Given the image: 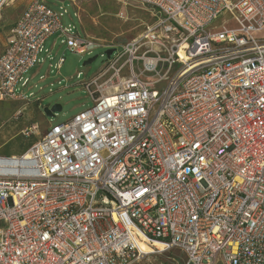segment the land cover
I'll return each instance as SVG.
<instances>
[{
    "label": "built area",
    "instance_id": "1",
    "mask_svg": "<svg viewBox=\"0 0 264 264\" xmlns=\"http://www.w3.org/2000/svg\"><path fill=\"white\" fill-rule=\"evenodd\" d=\"M130 1L163 17L85 81L94 106L0 156V264L174 249L184 264H264V0ZM61 17L30 2L0 56V102L25 98L51 36L77 55L100 45Z\"/></svg>",
    "mask_w": 264,
    "mask_h": 264
},
{
    "label": "rangeland",
    "instance_id": "2",
    "mask_svg": "<svg viewBox=\"0 0 264 264\" xmlns=\"http://www.w3.org/2000/svg\"><path fill=\"white\" fill-rule=\"evenodd\" d=\"M33 0H18L21 3ZM50 8L62 15V24L73 27L100 44L89 54L77 55L63 38H51L47 41L41 55L42 61L34 66L26 75L27 84L18 85L19 93L25 98L17 101L0 102V156H19L44 136L50 124L65 123L81 111L94 106L85 81L95 77L105 66L108 57L106 51L115 49L120 52L126 43L140 39L146 26L156 22L163 14L151 7L137 4L130 0H43ZM6 6L7 14H11V6ZM5 8L0 11L4 15ZM18 12L12 18L4 19L0 26V49L4 41V32L11 28ZM229 16L222 15L210 28L219 31ZM6 20V21H5ZM3 24V23H2ZM234 24L229 23V27ZM56 46L52 48L53 42ZM95 59L91 64L85 63ZM63 64L59 67V63ZM61 105L63 110L54 117L44 115L49 106ZM35 132L31 137L26 133L29 129ZM187 260L182 251L174 249L162 255H150L141 262L133 264H184Z\"/></svg>",
    "mask_w": 264,
    "mask_h": 264
},
{
    "label": "crops",
    "instance_id": "3",
    "mask_svg": "<svg viewBox=\"0 0 264 264\" xmlns=\"http://www.w3.org/2000/svg\"><path fill=\"white\" fill-rule=\"evenodd\" d=\"M18 0H15V2H14V4L11 6V14H7L6 12H7V8H6V6L4 7L5 9V13H4V15H0V26H4V19H7L8 20V18L10 19V18H12V14L13 13H15V12H18L17 13V15H16V17H15V19H14V21H13V23L11 24V28L7 31V32H4V41H3V44H2V46H1V49H0V56L3 54V52L5 51V49H6V47H7V44H8V42H7V38H8V36L10 35V33H11V31H12V29L15 27L14 25H15V23L23 16V14L26 12V10H27V7H28V5L30 4V3H27V4H25V3H21V4H19L18 6H14L15 5V3L17 2ZM61 1V0H60ZM31 2V1H30ZM6 21V20H5ZM3 23V24H2ZM79 31V30H78ZM80 32V31H79ZM81 35L83 36V37H85V38H88V39H91V38H89L88 36H86L83 32L81 33ZM62 38V36H61V34L60 33H57V34H55V35H53V36H51L49 39H48V41L51 39V38ZM64 41V40H63ZM62 41V42H63ZM56 43H57V41L56 42H53V44H52V48L53 47H55L56 46ZM64 43V42H63ZM59 66V65H58ZM12 101V100H11Z\"/></svg>",
    "mask_w": 264,
    "mask_h": 264
},
{
    "label": "bare ground",
    "instance_id": "4",
    "mask_svg": "<svg viewBox=\"0 0 264 264\" xmlns=\"http://www.w3.org/2000/svg\"><path fill=\"white\" fill-rule=\"evenodd\" d=\"M11 1H9V3L6 6H8L11 3ZM139 242H140V249L146 255L156 253V248L159 249V252H163L165 249L162 243L156 242L154 245H150V244H147L142 237H140Z\"/></svg>",
    "mask_w": 264,
    "mask_h": 264
},
{
    "label": "water",
    "instance_id": "5",
    "mask_svg": "<svg viewBox=\"0 0 264 264\" xmlns=\"http://www.w3.org/2000/svg\"><path fill=\"white\" fill-rule=\"evenodd\" d=\"M115 49H110L108 51H106L105 54H107V57L108 59L111 57L112 53L114 52ZM97 57H95L94 59L92 60H89L85 63L86 64H91L95 61ZM63 110L62 106L61 105H54L53 107H49V108H46L44 109V115L47 116V117H54L57 113L61 112Z\"/></svg>",
    "mask_w": 264,
    "mask_h": 264
},
{
    "label": "flooded vegetation",
    "instance_id": "6",
    "mask_svg": "<svg viewBox=\"0 0 264 264\" xmlns=\"http://www.w3.org/2000/svg\"><path fill=\"white\" fill-rule=\"evenodd\" d=\"M50 108L52 107V106H49Z\"/></svg>",
    "mask_w": 264,
    "mask_h": 264
},
{
    "label": "trees",
    "instance_id": "7",
    "mask_svg": "<svg viewBox=\"0 0 264 264\" xmlns=\"http://www.w3.org/2000/svg\"><path fill=\"white\" fill-rule=\"evenodd\" d=\"M32 146V145H31Z\"/></svg>",
    "mask_w": 264,
    "mask_h": 264
}]
</instances>
